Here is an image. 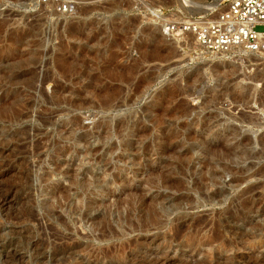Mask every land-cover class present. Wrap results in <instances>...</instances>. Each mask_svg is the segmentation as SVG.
Masks as SVG:
<instances>
[{
    "label": "rangeland",
    "instance_id": "rangeland-1",
    "mask_svg": "<svg viewBox=\"0 0 264 264\" xmlns=\"http://www.w3.org/2000/svg\"><path fill=\"white\" fill-rule=\"evenodd\" d=\"M229 1L81 0L62 16L0 0V264H264V177L212 187L203 166L232 128L260 150L264 52L163 33Z\"/></svg>",
    "mask_w": 264,
    "mask_h": 264
},
{
    "label": "built area",
    "instance_id": "built-area-1",
    "mask_svg": "<svg viewBox=\"0 0 264 264\" xmlns=\"http://www.w3.org/2000/svg\"><path fill=\"white\" fill-rule=\"evenodd\" d=\"M49 11L71 16L81 0H39ZM264 0H230L221 12L209 16H190L169 20L163 28L171 37L191 36L192 43L202 53H229L241 47L248 52H264Z\"/></svg>",
    "mask_w": 264,
    "mask_h": 264
},
{
    "label": "bare ground",
    "instance_id": "bare-ground-1",
    "mask_svg": "<svg viewBox=\"0 0 264 264\" xmlns=\"http://www.w3.org/2000/svg\"><path fill=\"white\" fill-rule=\"evenodd\" d=\"M218 9V4H214L211 6H208L207 10L205 11V9L201 10V12H198L196 14L191 13V15L193 16H209L210 12L215 13L217 12ZM194 45V44H193ZM196 47V46H195ZM144 48V45H143ZM142 48V49H143ZM194 50V47H193ZM196 50V49H195ZM236 50H242L245 52H248L246 50H244L241 47L238 48H234L231 52L236 51ZM202 52V51H201ZM199 52V53H201ZM198 53V54H199ZM220 54H224V53H220ZM152 60V58L148 55H144L142 54L140 56V60H138L141 64L143 63H149ZM137 61V62H138ZM138 62V63H139ZM140 64V65H141ZM212 95V94H211ZM215 96V95H214ZM243 95L239 94L238 97H242ZM220 97V96H219ZM215 97H212V99H214ZM217 98V97H216ZM216 100V99H215ZM189 106L190 103H188ZM221 105V104H220ZM209 106V104H208ZM188 107V106H187ZM221 107V106H220ZM186 108V107H185ZM186 112V110H184ZM188 112V111H187ZM186 112V113H187ZM243 117V115L241 116V114L239 115V118ZM249 118V117H248ZM257 118V117H256ZM207 120V119H205ZM211 119L208 117V121ZM255 120V117H250L249 121H253ZM207 122V121H206ZM213 122V121H212ZM214 122H216V124L218 125L217 121L215 120ZM209 123V122H208ZM251 123V122H250ZM216 125V126H217ZM228 131V130H227ZM227 136L230 139H234L236 140V142L234 143L235 145L232 148H226L223 153H221V155L219 157H215V158H207V160L203 161V166L206 169V171L208 172V174H210V178L208 179L209 183H211V185L213 184L214 186L218 185L219 179L222 175H224V173H231L232 174V179H231V184L234 183L235 184H243L244 182H248L249 180L252 179H258V178H262L264 177V164H261V166L259 165L258 168H254L253 167H241L238 164H241L239 161L240 158H262L264 157V135L259 136L258 138V142L261 146L259 151H254L252 148L249 147L250 143L252 142V140L250 139V137L248 136H243L241 138H239V133L237 132V130L235 128H232L228 133ZM226 136V137H227ZM202 141V140H201ZM252 144V143H251ZM218 144H210L208 146V148H217ZM220 146L222 145L219 144ZM218 145V146H219ZM223 149V148H222ZM214 151V150H213ZM238 159V160H237ZM245 159V158H244ZM237 162H239L237 164ZM252 166V165H251ZM219 167V168H218ZM246 167V166H245ZM230 174V175H231ZM207 178V177H206ZM208 182V181H205ZM208 183V184H209ZM206 184V183H205ZM207 184V186H208ZM221 184V183H220ZM212 185V187H213ZM205 186V185H204ZM206 188V187H205ZM256 191V186L253 185H248L244 190H243V195H244V199L242 201V208L244 207L245 210H248V212L253 211L254 209L257 210L256 208L258 207V199H256L257 194L255 193ZM211 194V193H210ZM224 194V190L223 188H216V190H213L211 197L213 198H218L221 197ZM209 195V194H208ZM210 197V196H209ZM208 197V198H209ZM235 208H237L235 206ZM239 209V208H238ZM235 210L236 212L230 213V216L228 215L229 213L227 212V216H229L226 220L224 221L227 224V228H229V230H235L238 231L237 229H239L238 227H236L235 225H237L236 223L241 219L240 217H242L243 215V210L241 211L239 210ZM233 210V209H231ZM246 212V211H245ZM254 213V212H253ZM248 215V214H247ZM244 216V215H243ZM226 218V217H225ZM245 218V216H244ZM249 218V217H248ZM242 220V219H241ZM246 221V220H245ZM244 221V223H245ZM218 222V221H217ZM216 222V223H217ZM220 222V221H219ZM218 222V223H219ZM223 222V224H224ZM234 222V223H233ZM222 224V225H223ZM246 224V223H245ZM219 225V224H218ZM221 225V224H220ZM219 225V226H220ZM226 224H224L225 226ZM223 227V226H222ZM232 232V231H231ZM233 233H235L233 231Z\"/></svg>",
    "mask_w": 264,
    "mask_h": 264
}]
</instances>
